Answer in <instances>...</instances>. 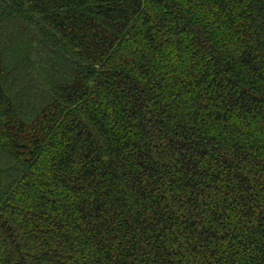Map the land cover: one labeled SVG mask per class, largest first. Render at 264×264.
<instances>
[{
  "label": "trees",
  "instance_id": "trees-1",
  "mask_svg": "<svg viewBox=\"0 0 264 264\" xmlns=\"http://www.w3.org/2000/svg\"><path fill=\"white\" fill-rule=\"evenodd\" d=\"M0 264H264V0H0Z\"/></svg>",
  "mask_w": 264,
  "mask_h": 264
}]
</instances>
